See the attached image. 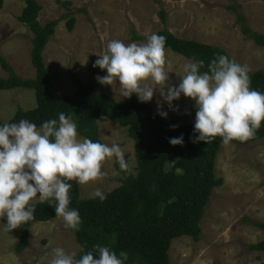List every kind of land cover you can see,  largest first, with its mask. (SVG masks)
<instances>
[{
	"label": "rangeland",
	"instance_id": "obj_1",
	"mask_svg": "<svg viewBox=\"0 0 264 264\" xmlns=\"http://www.w3.org/2000/svg\"><path fill=\"white\" fill-rule=\"evenodd\" d=\"M39 0L42 24L58 19L55 34L44 51L46 66L52 71L51 85L56 96L71 95L78 90L73 76L87 82L93 64L109 39L124 43L142 44L151 33L168 28L181 38L194 39L225 48L237 62L247 64L251 71L264 69V46L249 39L238 20L241 13L247 25L264 34V0ZM24 0H4L0 9V54L23 78H35L32 64L34 33L19 19ZM237 6L238 9H231ZM76 18L69 30L67 21ZM143 37L133 39L134 34ZM104 36L105 40H101ZM168 84L178 85L184 67L193 59L171 50L165 52ZM100 69V76L106 75ZM10 72L0 63V77ZM98 94H108L124 102L118 80L113 85L98 82ZM158 112H168L167 120L175 125L195 122L196 108L192 98L181 96L172 107L160 95L146 102ZM33 89L16 87L0 90V120L10 121L18 109L36 108ZM71 119L75 122L77 111ZM80 137H84L79 134ZM100 137L104 143L118 142L126 157L131 156L132 169L136 164L134 140L128 128L107 119L100 122ZM115 158L104 162L102 177L79 185L81 197L90 198L97 188L109 191L124 178L115 167ZM217 174L225 180L215 187L201 221V239L183 235L173 240L170 248L172 264H262L264 252L251 250L250 245L264 239V230L251 221H264V138L248 145L233 141L223 144L217 159ZM70 183L77 184L76 181ZM78 185V184H77ZM0 225V264H49L53 249L79 253L81 247L71 229L64 227L62 218L35 223L30 231L29 245L16 249L22 229L3 230Z\"/></svg>",
	"mask_w": 264,
	"mask_h": 264
},
{
	"label": "trees",
	"instance_id": "obj_2",
	"mask_svg": "<svg viewBox=\"0 0 264 264\" xmlns=\"http://www.w3.org/2000/svg\"><path fill=\"white\" fill-rule=\"evenodd\" d=\"M26 5L18 19L33 33L32 64L36 69L35 78H23L15 73L8 60L0 54L1 65L10 72L7 78L0 77V90L16 87L33 89L37 106L31 110L18 109L8 122L27 119L38 126L49 119H58L64 112L71 117L77 111L78 133L91 140L104 143L100 137V122L110 119L128 128V135L134 140L136 164L134 170L125 172L122 184L110 191H103L107 198L81 197V188L72 183L69 192V207L79 210L82 220L79 230H72L81 247L77 258L84 252L94 250L99 244L128 253L125 264H172L170 248L175 238L187 235L196 241L201 239V221L210 201L213 189L225 182L217 174V159L223 147L221 137L208 143L194 142V123L178 124L173 128L166 118L160 116L151 105L140 102L134 93L124 102L117 101L108 94H98L97 75L99 67H94L87 82L73 76L78 90L71 95L56 96L52 91V71L46 66L44 51L55 34L59 24L53 19L45 24L39 20L43 6L39 0H24ZM69 6L70 1L62 2ZM4 0H0V9ZM237 10V6H231ZM238 20L244 34L258 45L264 46V34L255 32L246 23L243 14ZM76 18L67 21L69 30L75 27ZM157 34L166 37L165 52L171 50L198 62L204 61L201 72L208 70V64L217 54L232 56L218 45L181 38L168 28ZM133 39L143 37L134 34ZM251 88L264 93V69L250 72ZM5 123L0 120V124ZM183 134L182 144L172 145L170 138ZM264 138V122L254 135L246 141L232 140L238 145H248ZM56 218L53 205L48 202L36 203L34 218L19 227L22 233L16 246L22 252L29 245L30 231L37 222ZM6 223V218L0 219ZM264 230V221H251ZM251 250L264 252V239L250 245ZM264 264V262L262 263Z\"/></svg>",
	"mask_w": 264,
	"mask_h": 264
},
{
	"label": "clouds",
	"instance_id": "obj_3",
	"mask_svg": "<svg viewBox=\"0 0 264 264\" xmlns=\"http://www.w3.org/2000/svg\"><path fill=\"white\" fill-rule=\"evenodd\" d=\"M165 43L166 37L157 33L148 35L142 44L107 40L93 64L107 74L97 75V81L113 85L118 80L121 96L130 98L135 93L140 102L151 101L157 92L170 107L181 96L192 98L196 143H208L217 136L224 144L251 138L264 122V93L251 88L250 67L217 54L204 72L200 71L203 60L188 62L178 85H171ZM158 114L168 116L159 106ZM169 142L182 144L183 134ZM112 158L120 170L131 171V156L126 157L118 142L109 145L80 137L77 124L64 112L39 126L27 119L0 124V219L6 218L3 230L10 232L27 224L34 218L36 203L48 202L66 229L78 231L82 220L79 210L69 207L73 187L70 181L85 185L97 180L105 175L104 162ZM90 198L104 201L107 196L97 188ZM127 260V252L117 254L97 244L80 258L76 252L54 248L49 264H125Z\"/></svg>",
	"mask_w": 264,
	"mask_h": 264
}]
</instances>
